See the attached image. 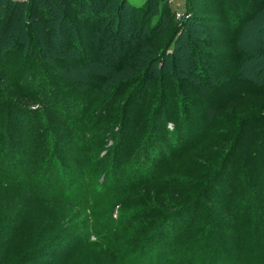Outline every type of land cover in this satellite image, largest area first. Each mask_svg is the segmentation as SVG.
<instances>
[{"label": "rangeland", "instance_id": "rangeland-1", "mask_svg": "<svg viewBox=\"0 0 264 264\" xmlns=\"http://www.w3.org/2000/svg\"><path fill=\"white\" fill-rule=\"evenodd\" d=\"M152 1L161 5L164 0H123L122 2L121 0H68L62 4L58 0H53V3H50L48 7L45 4L46 0H33L24 6H17V16L13 21L7 23L5 20H0V49L2 52L19 50L17 53L20 58L32 54V50L36 49L35 51L43 57L48 65L62 71L64 67H61L60 63L63 55L59 53L61 46L66 48L67 45L81 42L87 50L98 46L104 52L110 49H118L120 52L126 51L127 48L130 49L135 56L127 61L125 70H123L125 72L110 78L106 86H112L123 75L131 76L140 67L142 68L139 71L140 75L147 67L149 74H153L146 78L145 86L139 89L134 88L130 95L128 94V102L134 99L131 103L133 108L129 119L133 123L139 113L144 119H148L150 122H148L150 124L147 129L148 134H151L148 132L149 128L153 131L156 125L153 122L155 119L151 118V120L149 117L153 109L157 106L164 109L162 116L164 125L160 130V138L153 136L155 140H150L152 143L150 144L151 149L149 147L151 155L145 167H167L176 175L177 179L174 183H179V180L186 177L192 180L194 186L197 185L193 189L185 190L184 193L178 190V187L170 188L167 193L157 190L155 191L159 194L157 197H154L153 190L150 188L152 185H140L138 200L135 202L134 208L145 209L149 206L148 208H152L154 211L156 208L163 211L166 206L175 205L177 207V203L182 202L181 198H188L191 200L189 202H192L202 196L204 191L207 193L211 191L210 195H203L201 199L203 202L212 201L215 210L214 218L218 219L217 222L223 233L229 235L232 226L230 221H227L226 208L228 205L225 206L223 195L224 193L226 195V191L231 189L232 184L233 187L237 186L240 181L246 182L248 185L252 184L254 190H257L258 201L260 199L261 205H264V153L261 151L264 148V140L254 143L252 149L258 156L255 155L256 160H249L250 167L246 171L243 169L245 154L240 149V142H236L237 134L241 132L242 118L251 114L264 116V100L260 98V92L256 88L258 85H263L262 83L258 84L260 80L264 81L263 47L256 50L253 39L257 33H252L249 24L242 33H236L238 25L232 23L234 18L240 17L242 20L250 13V0H236L235 2L234 0H167L177 21L162 22L155 29V33H134L133 30H129V26L134 23L131 6L142 7L147 3L152 6L154 4ZM255 1L258 5L264 3V0ZM54 2L56 3L54 4ZM118 4L121 8L117 7ZM0 5L2 6V2ZM30 6L40 12L38 20L25 15L32 9ZM164 12L166 15L167 9ZM100 16L106 18V21ZM118 18L122 19L119 25L116 22ZM156 18V16L152 18L154 23ZM256 18L255 21L258 23L264 21V8ZM87 24L90 27L86 28ZM149 24L151 25V22ZM184 26L188 29V33H171L173 29ZM145 36L149 38L146 39ZM139 37L144 38L135 43ZM260 41L263 46L264 33ZM169 44L173 45L171 48L174 47V56H167L168 58H164V60L163 56L155 58L157 55L163 54V49ZM70 51L65 52V56H69ZM103 59L104 61H101L102 57L96 53L92 60L89 59L91 63L89 69L92 74L101 75L106 72L108 75L111 72L109 67H105L106 57L103 56ZM160 61H162V71L155 72L153 67ZM189 62L197 65L198 68L193 71L189 67ZM40 71L41 74L34 83L40 82L38 90L46 92L48 87L41 80H50L53 75L46 70L44 65L40 66ZM0 73L2 72L0 71ZM71 73L77 80L81 72L72 70ZM3 77L0 74V82H5L3 85L6 90L3 94L10 97V90L15 89L21 95L23 89L15 75L13 79ZM246 80H249L250 84ZM199 82L211 84L214 87L213 92L201 97L196 87ZM159 84L168 88L167 93L165 95L163 93L160 100H158L161 92L158 88ZM220 85H225L223 90L217 89ZM248 90L249 93L246 94ZM253 93L254 97H251L250 95ZM230 97H236L237 103L229 120L214 121L215 123L213 122L212 125L200 123L204 119V106L221 104ZM13 99L14 102H22V98L13 97ZM124 99L122 97L121 101ZM3 100L5 98L0 97V108L7 109L5 114L9 120L14 122L16 131L21 132L23 129H28L26 121H20L15 117L14 108L11 110L9 104L5 107L2 106ZM7 103H10L8 98ZM29 105V108L40 110L38 103H29ZM116 107L115 113L123 114V108L120 110L119 106ZM139 108H144V111L138 113ZM44 115L46 116L45 110ZM44 115L42 112L38 114L39 118L46 122L48 130H54L55 143L58 142L55 147L57 156H54L53 153L52 155L59 165L68 169L72 154L68 151L58 152V149L65 145L74 147V145L82 143V137L74 134L75 136H69L70 139L67 138L61 118L56 116L53 124H47L48 119ZM87 116L88 119L95 118L96 114L90 113ZM82 122L77 125L80 127ZM183 122L188 124L187 132L182 125ZM158 125L156 126L158 127ZM249 127L255 130L256 126L252 123ZM204 129H209L210 135L215 133L217 135L204 140L198 149L176 156L177 152L173 149L176 144L184 145L187 140L192 142ZM100 130L97 128L95 131L98 134L101 133ZM11 132H8V135H12ZM124 134L121 132L123 140L117 147L114 160L111 150L106 152L102 150L103 157L107 158V165L112 161L117 165L120 163L122 167L129 166L132 152L136 147L144 144L143 140L138 144L134 133L131 132L127 137ZM155 134L158 135V133ZM20 135L19 133L17 138L13 135L14 139H17L16 146L14 149L12 148L15 152L21 150L25 142ZM161 138L162 140H160ZM20 139L22 142L18 144ZM223 158L227 159V165L224 164L225 168L221 170ZM222 171L224 172L221 173ZM200 186L204 190H201ZM216 188L225 191L219 193ZM33 199L35 198L26 190L0 185V264H16L22 257H30V252L39 247L43 250V254H40L31 264H52L54 260H56L55 264H116L115 255L104 247L102 241L100 242L96 238L97 236L92 233L91 218L94 215L90 214L88 210L70 205L66 206L67 208H61L62 202L59 203V208L56 205L43 204L38 199H35L36 203L33 204ZM64 205L67 204L64 203ZM153 210L146 213L147 221L151 219L149 224L146 223V229L141 231V224L138 229H134L136 235H139L141 239L149 234L150 225L154 220H157L158 223L163 219L161 215H153ZM117 211L118 207H115L111 216H117ZM22 213L26 217L24 225L20 224ZM99 213L103 215V210ZM72 223L77 225L75 232ZM61 225L66 233H70L65 239L62 238L59 241L56 231ZM172 225L173 223L168 224L162 232L168 233L169 227L173 228ZM68 226L73 228V232L70 231V228L67 231L66 227ZM134 233L128 234L127 241L130 244L136 242ZM150 243L156 244L157 242L154 240Z\"/></svg>", "mask_w": 264, "mask_h": 264}, {"label": "trees", "instance_id": "trees-1", "mask_svg": "<svg viewBox=\"0 0 264 264\" xmlns=\"http://www.w3.org/2000/svg\"><path fill=\"white\" fill-rule=\"evenodd\" d=\"M31 1L33 0H0V3L2 2L0 20H5L7 23L13 21L17 16V6H24ZM58 1L62 4L68 0ZM50 3H53V0H46L45 2L47 7ZM152 3L154 2L152 1ZM117 7L121 8L120 4ZM131 8H133L132 20L134 23L132 22L133 25L129 26V30H133L134 33H155V29L162 22L177 21L167 0H164L161 5L155 2L152 6L147 3L142 7L131 6ZM263 8V2L258 5L255 0H250V13L244 18L241 17L242 20L240 17L234 18L232 23L238 25L236 33H242L249 24L252 33H257L253 39L256 50L263 47L264 51V45L261 46L260 41L264 33V21L260 23L255 21L256 17L262 13ZM34 9L33 7L25 15L38 20L40 12ZM166 9L167 14L165 15ZM155 16L157 18L154 23L152 18ZM104 20L106 21V18ZM121 20L118 18L116 21L118 25ZM88 27H90L89 24L86 25V28ZM187 30L184 26L173 29L171 33H188ZM143 38H137L135 43ZM145 38L148 39L149 37L145 36ZM172 46L169 44L163 49V54L161 53L155 58L163 56L164 60V58H168L167 56L173 57L175 51L174 47L171 48ZM71 47L72 49H70ZM35 50H32V54L20 58L17 53L19 50L2 52L0 49V71L2 72L0 74L6 78L11 77L13 79L16 77L23 89L21 95L15 89L10 90L11 96L7 95L6 97L3 94L6 90L3 85L5 82H0V97L5 98L2 106L5 107L9 104L11 110L15 109L13 112L15 117L20 121H26L28 125V129H23L21 132L16 131L14 122L9 120L5 114L7 109L0 108V116L2 115L0 117V185L22 191L26 190L35 199L42 201L43 204L59 206V203L62 202L61 208H67L66 206L70 205L88 210L90 214L94 215L91 218L92 233L97 236L96 238L100 242L102 241L104 247L115 255L116 264H264V205H261L260 199L258 201L257 190H254L252 184L248 185L241 181L235 187L232 184L231 189L226 191V195L225 193L223 195L225 206L228 205L226 208L227 221H230L232 226L229 235L223 233L217 222L218 219L214 218L213 212L215 210L212 201L203 202L201 199L203 195H210L211 191L209 193L204 191L203 195L200 194L202 196L192 202H189L191 200L188 198H181L182 202L177 203V207L175 205L166 206L163 211L162 209L157 210L159 208L154 211L152 208H148L149 206L145 209L134 208L135 202L138 200L140 185H152L150 188L153 190L154 197L159 195L155 193L157 190L167 193L170 188L178 187L177 189L184 193L185 190L193 189L197 185L194 186L192 180L186 177L179 180V183H174L177 179L176 175L167 167H145L151 155L150 144L152 143L150 140H155L154 137L160 138V130L164 125V121H162L164 109L160 106L153 109L149 117L155 119L153 122L159 125L158 127L155 125L153 131L149 128L148 132L151 134H148L147 129L150 127V122L139 113L144 111V108H139V115L131 123L129 117L133 108L131 103L134 99L128 102V97L134 88L139 89L145 86L146 78L153 76V74H149L146 66L147 68L145 67L146 69L140 75L139 71L142 70L140 67L131 76L123 75L112 86H106L110 78L125 72L123 70H125L127 61L135 56L130 49L127 48L123 52L118 49H110L104 52L98 46L92 50H87L81 42L72 43L66 48L61 46L59 53L63 57L60 66L64 67L63 71L48 65ZM69 51V56H65V52L68 53ZM94 53L102 57L101 61H104L103 56L106 57L105 67H109L111 70L108 75L106 72L101 73V75L90 72L91 63L89 59L94 58ZM152 60L154 61V59ZM148 63L150 62L148 61ZM41 65H44L46 70L53 75L50 80H41L48 87L46 92H41V89L38 90L37 87L40 82L34 83L41 74ZM189 65L193 71L198 68L197 65L190 62ZM153 68L155 72L162 71V61ZM72 70L81 72L77 80L74 79ZM246 82L250 84L249 80ZM260 83L263 85H258L256 88L260 92V98L264 100V81L260 80L258 84ZM223 86L220 85L217 89L223 90ZM196 87L201 97L211 94L214 90L211 84L208 85L203 82L197 83ZM158 88L161 90L158 98L160 100L162 94L167 93L168 88L163 84H159ZM248 93L249 90L246 94ZM250 96L254 97V93ZM13 97L22 98V102H14ZM122 97L125 98L124 101H121ZM7 98L10 103H7ZM235 98H227L218 105L204 106V119L199 122L212 125L214 121L229 120L237 103ZM29 103H38L40 110L29 108ZM115 106H119L120 110L123 108V114L117 115ZM75 107L77 108L75 109ZM41 112L48 119L47 124H53L56 116L61 118L67 138L70 139L71 135L82 137V143L76 144L74 147L65 145L58 149V152L68 151L72 154L68 169H64L53 157V155L57 156L55 147L58 142L55 143L54 130H48L46 122L39 118L38 114ZM90 113L96 114V117L88 119L87 115ZM81 122L82 125L79 127L77 123ZM252 123L256 126L255 130L249 127ZM241 124V132L237 134L236 142H240V149L245 154L243 169L246 171L250 167L249 160H256V151L252 149L254 143L264 140V116L251 114L242 118ZM182 125L187 132V122H183ZM95 128L101 129V133L97 134ZM208 130H201L203 132H200L192 142L187 140L184 145L176 144L173 148L177 152L176 156L198 149L204 140L214 138L217 135V133L210 135ZM8 132H11L12 135H8ZM121 132L125 133V137L129 136L131 132L134 133L138 144L141 140L144 141V144L136 147L132 152L129 166L122 167L120 163L117 165L112 161L107 165V158L103 157L102 150L104 152L111 150L114 154L112 158L114 160L117 147L121 145L123 140ZM19 133L25 142L22 149L15 152L12 150L17 141L14 136L17 138ZM154 133H158V135H154ZM250 134L252 135L250 136ZM120 135L121 137H119ZM21 142L22 139L18 144ZM117 143L119 144L117 145ZM261 151L264 153V148ZM222 161L221 170L225 168L224 164L227 165V159L223 158ZM200 188L204 190L201 186ZM216 190L219 193L225 191L217 188ZM35 199L32 201L33 204L36 203ZM127 200L129 201L127 202ZM115 207H118V215L112 217L111 213ZM101 210H103V215L99 213ZM149 210H153V215H161L163 219L158 223L157 220H154L150 225L149 234L141 239L139 235H136L134 229H138L140 224L142 225L141 231L146 229L149 220H151L147 221L146 218V213ZM24 215L22 213L21 225L25 224L26 217ZM170 223H173L171 226L173 228L170 229L169 227V232L163 233L162 231ZM72 225L75 232L77 225L76 223H72ZM62 226L56 231L59 241L62 238L65 239L70 233H66ZM61 227L62 229H60ZM69 228L70 226L66 227L67 231ZM70 231L73 232V228H70ZM130 232H135L136 242L134 244L127 241ZM154 240L157 242L156 244L150 243ZM61 250L64 249L61 248ZM31 252L30 257H22L16 264H31L36 261L40 254H43L41 247ZM55 261L52 264H55Z\"/></svg>", "mask_w": 264, "mask_h": 264}]
</instances>
